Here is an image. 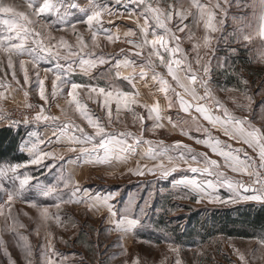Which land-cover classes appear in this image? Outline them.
<instances>
[{"label":"snow or ice","instance_id":"6c2138e0","mask_svg":"<svg viewBox=\"0 0 264 264\" xmlns=\"http://www.w3.org/2000/svg\"><path fill=\"white\" fill-rule=\"evenodd\" d=\"M117 5H120L123 11L117 9ZM159 5L160 0H89L85 6L71 2V0H27L28 11L25 12L17 11L16 5L0 0V13L8 14L7 18L2 20V23L7 26V34L0 35V53L6 55L7 67L13 69L14 57L27 56L33 66H39L41 63L51 65L44 71L51 72L55 76L49 93L45 87V80L41 79L37 71L35 84L44 104L39 105V111L34 117L25 116L22 120L12 119L0 105V118L9 120V126H17L21 123H39L43 120L52 128V135L46 140L41 138L37 130H33L29 134L28 140L22 144L21 150L27 151L30 159L19 164L0 166V192L6 193L5 205L9 209L0 231H11L18 237V247H23L25 251L26 264H33L32 245L28 236L18 231L25 225L11 212L14 199H21L36 208L43 222L54 220L57 225L63 223L60 213L61 205L69 204L84 205L94 212L107 209L109 220L114 223L117 229H130L138 223L137 220L131 218L112 220V217L116 215L115 206L112 203L116 193H93L80 185L79 181L70 176L65 177L62 171L57 183L45 186L43 189V195L54 199L55 205L40 206L33 201L23 199L24 189L37 177H33L28 172H25L21 177L18 169L34 165L37 166V169L44 168L50 172L56 167L58 161L63 160V157L54 150H43L40 147L41 144L64 141L68 143L69 151L78 153L74 162L84 161L107 166H111L115 162L127 163L129 157L137 155V150L142 149L140 160H137L136 166L130 168L129 171L135 175L158 174V179H167L173 173L180 171L181 163L191 165L192 162H196L201 166H190L187 170L193 174H200L201 178L197 179L195 175H181L175 179L172 184L173 189H187V192H183L177 198L188 199L194 195L198 203L207 200L211 203L221 204H235L241 201L264 204V131L253 125L246 114L255 102L253 94L248 90V81L241 77L243 88L224 89L239 94L234 95L232 99L242 113L241 115L230 111L214 95L213 87L210 84L212 60L215 56V45L218 42V35L214 34L222 31V25L228 15L227 8L231 7L230 0H206L204 3H201L200 0H191L189 8H184L179 3H168L167 8H162ZM192 8H195L196 11H192ZM73 9L76 11L73 12ZM137 9L140 11L137 12ZM125 12L129 19L135 18L138 31L128 28L121 34L119 27L115 31L105 28L102 20L105 14L114 17L123 16ZM174 16L177 19L175 30L169 26ZM188 16H192L193 23L197 27L202 24V35H197L192 27L184 24V20ZM32 17L36 19H32ZM139 17H143V23H140ZM41 20L43 21L40 26L42 30H38L34 25ZM81 23L87 25L90 32V44L76 29V24ZM108 23L113 24L114 21L110 19ZM57 25L60 28L71 27L76 43H70L63 36L57 39L51 31L47 30L55 28ZM186 30L184 37L178 35V33H185ZM150 32L151 38H149ZM99 34H103L106 40L112 43L121 39L122 35L125 42L136 49L133 55L142 57V63L137 66L136 61L131 59L123 48L120 49L119 54L103 52L96 54L94 49L100 47ZM257 34L261 40H264V15L260 17ZM242 38L251 39L248 35H244ZM183 39L193 42L192 52L195 53L193 60L189 59L188 53L182 47ZM131 51L129 49V52ZM145 52L146 54H144ZM114 55L118 58H115L114 66L109 68V73L114 68L115 77L109 76L107 87L91 83H77L71 79L74 65L87 75L97 65L109 63ZM61 61L65 63H61ZM258 62H264V56H261ZM0 66H2V61H0ZM217 66L224 67L225 65L218 62ZM19 67L23 70L24 85H29L31 83L29 72L25 68L23 59L19 60ZM158 67L167 70V75L175 81L176 87L172 86L164 74L157 71ZM149 74H151L153 82H158V90L165 95L167 104L163 107L159 101L148 104L141 103L139 99L140 91L137 87L136 77L139 76L141 80H144ZM121 78L132 90L125 91L117 86L115 81ZM12 79L16 80L17 84L20 83L14 70ZM68 85L70 88L67 90L69 98L67 104L75 105L80 116L87 121L90 127L95 129V134H89L71 120L65 122L60 117L45 115L49 100L54 101L58 95H63L65 86ZM81 88H86L89 93L102 97L101 107L107 112L108 126L113 123L112 105L114 103L116 120L119 121L122 110L127 111L132 115L133 124H139V131H107L100 118L91 114L87 106L78 99V89ZM177 88L182 91H177ZM198 88L203 89V95L199 94ZM0 89L4 90L0 91V100H3L5 91L11 93L12 86L6 81L0 80ZM21 90L25 97L29 95L27 88L22 87ZM173 94L175 100L172 98ZM256 95H264V93H256ZM186 97H190L191 100ZM177 103L183 112L190 113L194 109L213 127L218 126L226 136L248 145L257 152L259 162L248 156L243 148H232L218 137H214L207 128H203L197 123L196 117H192V123L195 124L197 131L205 133L204 139L196 138V142L207 145L213 153L221 156L223 165L217 160L211 159L206 153H197L179 141L174 144H165L163 141L145 139L144 132H154L157 128L164 127V124L161 123L164 119H167L173 128L179 127L183 135H189L190 125L187 120L173 121L171 117L162 115L165 108L171 109ZM57 106L59 107V105ZM135 106L147 110V119L153 122L151 127L145 128V118L135 110ZM25 107L34 108L36 106L26 104ZM213 107L220 110L222 115L214 114ZM61 113L67 116L65 108H61ZM144 145L147 147H142ZM240 153H243L244 158H241ZM48 159H51L52 163H44ZM144 159L157 163L149 166L147 163L141 162ZM222 167L230 168L232 172L246 176L247 179L230 176L221 170ZM11 185H15V187L9 191L8 188ZM220 189L227 190L226 199L221 195ZM52 206L57 209L56 213L49 211ZM0 215H5L3 206H0ZM9 219L12 221L11 224L8 223ZM68 219L71 220V217ZM48 235L51 237V233ZM42 247L45 253V264H64L63 259L58 262L52 258L57 253L51 239ZM170 247L177 256L174 264H182L178 249ZM234 251L239 255L238 249H234ZM7 255L11 256L10 253ZM240 259L243 260V256ZM10 264H15V261L11 260ZM133 264H140V262L137 260Z\"/></svg>","mask_w":264,"mask_h":264},{"label":"rangeland","instance_id":"374dc122","mask_svg":"<svg viewBox=\"0 0 264 264\" xmlns=\"http://www.w3.org/2000/svg\"><path fill=\"white\" fill-rule=\"evenodd\" d=\"M4 2L16 5L17 11H28L27 0H4ZM71 2L85 6L88 4L89 0H71ZM200 2L204 3L206 0H200ZM168 3H179V5H182L184 8H189L191 0H160L159 6L167 8ZM230 3L231 7L227 8L228 15L222 25V31L214 34L218 35V42L215 45V54L218 53V55H215L212 60L213 66L210 84L213 87L214 95L234 114L241 115L242 113L236 107L232 99L234 95L239 94L224 90L225 86L221 85L224 84V76H219L217 71H214L215 62L216 60L221 62L223 59L222 53L227 52L228 55H230V65L233 64L234 69L235 67L241 66L244 68L246 73L244 77L245 80L248 81V89H251V84L257 77L263 76V79H257L255 81L259 83L258 80H261V87L257 88L256 91H263L264 62L258 61L261 56H264V40H261L257 33L260 17L264 15V0H230ZM116 7L120 11H123L120 5ZM191 10L196 11L195 8ZM72 11L75 12L76 10L73 9ZM139 11L140 10L137 9V12ZM7 16L8 14L0 13V35L7 34V26L2 23V20L7 18ZM32 19L36 18L32 17ZM110 19L114 21L113 24L108 23ZM102 20L105 28H111L115 31L116 28L119 27L121 34L128 28L137 30L135 18L129 19L126 12L123 16L114 17H109L105 14ZM139 20L140 23H143V17H139ZM176 22L177 19L174 16L173 21L169 25L173 30H175ZM184 23L192 27V30L197 35L203 34L202 24L197 27L193 23L192 16H188V18L184 20ZM41 24H43L42 20L34 25V27L38 30H42L40 28ZM76 29L83 34L85 41L90 44V32L87 29V25L82 23L76 24ZM47 30L51 31L52 35L57 39L63 36L70 43H76V38L71 27L60 28V26L57 25L55 28H48ZM186 32L187 30L185 33H182V37L184 34L186 35ZM178 35H181V33H178ZM244 35L250 36L251 39H243L242 37ZM225 37L234 43L238 42L233 48L234 51H230V47L221 46L222 39ZM149 38H151V32L149 33ZM98 42L100 47L94 49L96 54L101 52L105 54H119L120 49L123 48L130 58L136 61L137 66L142 63V57L133 55L136 49H134L132 45L126 43L122 35L121 39L112 43L107 41L103 34H99ZM129 49L132 51L129 52ZM144 54H146V52ZM201 55H203V52H201ZM115 58H118V56L114 55L113 58L109 60V63H106L107 70L110 67L109 64H113ZM191 58H193V56ZM13 59V69H9L7 67L6 55L0 53V61H2V66H0V80H4L12 86L11 93L5 91V99L0 100V105H2L4 112L7 113L10 109L22 107L32 102L36 106L33 112L34 117L39 111V105L44 104V101L39 97L38 87L35 84V75L37 71L41 79L45 80V87L49 93L51 92V84L55 76L51 72L46 73L44 71L45 68L51 66L49 64L41 63L39 66H33L30 58L27 56L14 57ZM21 59L25 61V68L29 72L31 82L29 85H24L23 70L19 67V60ZM61 63L65 62L61 61ZM100 66L101 65H97L91 72ZM73 67L76 68L78 66L74 65ZM13 70L16 73L17 80L20 82L19 84L16 83V80L12 79ZM157 71L162 73L163 67H158ZM102 74H95L93 72L91 74V79H109V76L112 77L113 73L106 71L104 76H102ZM231 75H236L235 77L239 79L238 83H241V74L238 76L237 73L233 71ZM147 79L152 80L151 74H149ZM229 82L231 83L232 81ZM22 87L28 89L29 95L27 97L24 96V92L21 90ZM69 88L70 86H65L63 95H58L54 101L51 99L49 100L48 105H46L47 111L45 115L60 117L61 120L65 122L73 119L71 121L81 127V122L84 118L76 111L74 104H67V100L69 99L67 97V90ZM0 91L4 90L0 89ZM197 91L199 94L203 95L202 88H198ZM78 93V99H80L81 103L87 106L91 114L100 118L101 123L105 124L107 131L111 132L113 131L112 129H114V131H117V129L122 131L132 129L134 131L139 127L138 123L133 124L132 115L124 110L121 111L119 121H117L114 103L112 105L113 123L111 126H108L107 112L101 107L102 97L96 96L94 93H89L86 88L78 89ZM251 93H253L252 90ZM90 96L93 98L90 99ZM253 96L255 102L246 114L253 125L264 131V102L258 105L256 101L257 98L255 95ZM57 105H59V107ZM61 108L67 110V116L62 115ZM135 110L142 116H146V120L148 121L146 109L135 106ZM0 121L6 123L5 126H9L5 119L0 118ZM84 121L90 133L95 134V129L90 127L86 120ZM152 123L153 122L149 120L148 127H151ZM46 124L47 123L43 120L39 123L25 124L27 125L25 130L32 127L39 131L41 128L46 127ZM193 126L194 124L192 128ZM213 136L218 137L232 148H243L248 153V156L255 158L256 161L259 162L257 152L248 145L231 139L225 134H214ZM144 138L166 143V140H162L161 128H157L154 132H149V134L144 133ZM206 154L211 159L217 160L223 165L224 162L221 156L212 151ZM240 155L241 158H244L243 153H240ZM19 163L0 162V166L6 167ZM128 163L129 162L126 163L127 166ZM154 163L157 162L154 161ZM192 166L200 167L201 165L196 163ZM129 168L130 167H124V170L122 169L123 172L119 175H117L115 170V172L107 174L108 176L111 175V177H106V179L102 178L100 174H90V170H92L90 168L87 173L83 175L85 178L79 182L80 185L93 193L118 194L116 196V202L112 201L117 211L121 214L128 213L137 217V220L140 221L138 225L139 229L135 232V239L128 241L127 246L124 242L125 238L123 237L125 233L121 234L117 231H110L108 229L109 227L103 225L105 218L104 212H102L100 217L90 216L84 205H61L60 213L63 223L57 225L54 220L43 222L36 208L31 207L21 199H14L11 212L25 225L24 228L18 229V231L28 236V240L32 245L33 264H45V253L42 246L46 245L49 239L52 240L53 248L57 253V255L52 258L58 262L63 259L64 264H133V262L137 260L140 264H174L177 256L171 250L170 246L178 249L179 259L182 264H264V232L259 233L256 237L249 238L230 237L223 234L206 235L204 238L180 237V240H176L175 237L178 235L177 233L181 232L187 225L186 220L182 219L183 215H188L193 212L202 219L204 215L209 214L213 209L227 208L246 203H260L254 201H241L235 204H221L211 203L207 200L198 203L194 195L188 199H179L177 197L183 192H187V189H173V182L170 183V181H163L162 179H155L150 183L141 181V183H137L135 180L146 174L135 175L129 171ZM188 168L189 167L184 168V166L180 167V171L173 173L167 179L172 178V181H174L181 175H195L197 179L201 178L200 174H193L187 170ZM60 170L61 169L58 168V173L52 176L50 180L48 178L49 174L44 176V168L37 169L29 165L27 168L18 169L21 177L25 172L30 173L33 177H35V175L41 177L39 178L40 180L31 181V184L24 189L23 199L33 201L40 206L55 205L56 202L54 199L43 195V189L45 186L57 183L61 172ZM221 170L237 179H247L246 176H241L239 173L232 172L230 168L222 167ZM150 175L158 177V174ZM13 187H15V185L9 186L8 190L10 191ZM220 193L225 199L227 198L228 193L226 189H220ZM6 200V193L0 192V206H3L5 214L0 215V228L3 227L5 216L9 211L5 205ZM49 211L51 213H56L57 209L52 206L49 208ZM25 213H27V215H25ZM68 217H71V220H69ZM8 223H12L11 219L8 220ZM49 233H51V237H49ZM18 243V237L14 233L11 231H0V264H10L11 260H14L15 264H26L25 251L23 247H18ZM234 249L239 250V255ZM7 253H10L11 256L9 257ZM241 256H243V260L240 259Z\"/></svg>","mask_w":264,"mask_h":264},{"label":"crops","instance_id":"0c3cea01","mask_svg":"<svg viewBox=\"0 0 264 264\" xmlns=\"http://www.w3.org/2000/svg\"><path fill=\"white\" fill-rule=\"evenodd\" d=\"M180 36L182 37V33H181ZM184 36H185V34L183 35V37ZM237 43L238 42L234 43L230 39L225 37V38L222 39V43H221L222 45L221 46L230 47V51H233V48L235 47V44H237ZM182 47L188 53L189 59L193 60V58H191L192 56L193 57L195 56V53L192 52L193 42L189 41V40H186V39H183L182 40ZM222 54H223V59H222L221 62L216 60V62H215V70H214V71H217V74H219V76H224V79H223L224 84H221V85L225 86L224 89H231L233 87L234 88H243V85L241 83H238L239 79L235 77L236 75H234V76L231 75V72L235 71L238 76H240V74H241V77L245 79L244 76L246 75V73L244 71V68L241 66V67H235V69H234L233 64L230 65V63H231V60L229 59L230 55H228L227 52H223ZM215 55H218V53H216ZM218 62L219 63H223L225 66L224 67H218L217 66ZM193 63H194V61H193ZM114 64H115V61L113 62V64H109V66L113 67ZM194 66H195V64H194ZM106 71H109V69L107 70V66H106V64H104V65H101L96 70H94L93 72L95 74H102L103 73L102 76H104V73ZM93 72H91L90 74L86 75L78 67H76V68L74 67V71L72 73L71 79L73 81L77 82V83H82V84L91 83V84H98L101 87H107V85L109 83V79H101V80H92V79H90L91 74ZM112 73H113L112 77L114 78L115 77V69L114 68L112 70ZM162 74H164L165 78L168 79V81L172 84L173 87H176L175 81H173L172 78L167 75V70L165 68H163ZM147 78H148V76L145 77L144 80H141L139 78V76L136 77L137 87H138V89L140 91L139 99H140L141 103L152 104V103H154L156 101H159V103L161 104L162 107L165 106L167 104V100L165 99L164 93H162V92H160L158 90L159 89L158 82H153L152 80L147 79ZM257 79H263V76L259 77V78L257 77ZM229 81H232V82L230 83ZM258 81H259V83H256V82L254 83L253 82L251 84L252 85L251 89H248V90H250V92H251V90L253 91L252 94L255 95V97L257 98L256 101L258 102V105H261V103L264 102V95H256V93H264V89H263V91H256L257 88L261 87V83H260L261 80H258ZM115 83L117 84L118 87H120L121 89H123L125 91L132 90L130 88V86L127 84V82L124 81L122 78L116 80ZM68 86H70V85H68ZM263 88H264V84H263ZM82 89H84V88H82ZM176 90L177 91H182V89H179V88H177ZM172 98H173V100H175L174 94H173ZM186 99L191 100L190 97H186ZM201 103H204V102L201 101ZM212 110H213L214 114L222 115L221 112L218 109H216L215 107H213ZM162 115L171 117L173 121H176L177 119L187 120L189 122V125H190L189 135L186 136V135L182 134L181 129L179 127L173 128L172 125L168 123L167 119L162 120L161 123L164 124V127L161 128V135H162V140H166L165 144H174L175 142L179 141V142H181L184 145H188L191 149H193L197 153H200V152L211 153V149L207 145L200 144V143L196 142V138L204 139L205 133L197 131L195 124H194V126L192 128V125H193L192 117H196L197 118V123H199L203 128H207L211 132V134H213V135L214 134L215 135L224 134L221 129L219 131V127L218 126L217 127H213L199 113L195 112L194 109L190 113L183 112L180 109L178 103L171 109L165 108V110L162 113ZM144 118H145V120H144L145 128H148V121L149 120L148 121L146 120V116H144ZM70 120H73V119H70ZM5 124L6 123H3V122L0 121V126H5ZM26 126L27 125H25V124L20 125V127H23L24 129H26ZM81 127L86 132L91 134L90 130L87 128V126L85 124L84 119L81 122ZM33 130H36V129L30 127L28 130H25L24 137L22 138V140L20 142V150H21L22 144L26 140H28L29 134ZM112 130L114 131V129H112ZM117 131H122V130L117 129ZM128 131L138 132L139 131V127H137L136 130H134V131L132 129H130ZM38 133H39V135L41 136L42 139L46 140L49 136L52 135V128H51L50 124L47 123L46 127L41 128L38 131ZM144 133L149 134V131H145ZM53 140H55L54 137H53ZM40 147L43 150H45V151L54 150L57 154H59L60 156L63 157V160L58 161L57 164H56V167L53 168L50 172L46 171V169H45L44 176L49 174L48 178L51 180L52 176H54L56 173H58V168H60L61 169L60 171H62L66 177L70 176V177H72L73 179H75V180H77L79 182L83 178H85L83 175L86 174L87 171L90 168L92 169V170H90V174H100L101 177L105 178V179H106V177L107 178L111 177V175L108 176L107 174H111L112 172H115V170H116L117 175H119L120 173L123 172V170H124L123 168L124 167H126V168L127 167L134 168L136 166L137 160H140V152L142 151V149H138L137 150V155L129 157V159L127 161V162H129L128 166H127L126 163H120V162H115L111 166H107V165H98V164H94V163H87V162H84V161L74 162V159L76 158L78 153L69 151L68 150L69 145H68L67 142H64V141L54 142L53 144H41ZM142 147L146 148L147 146L144 145ZM21 151L24 152L25 155H27V160L30 159L29 153L27 151H24V150H21ZM70 161H72V162H70ZM141 162L142 163H147L149 166H152V164H154V161H150V160H147V159H144ZM44 163L50 164V163H52V160L48 159ZM194 164H196V162H192L191 165L181 163L180 167H182V166H184V168L185 167H190V166L193 167L192 165H194ZM32 166H34V165H32ZM34 168H37V166H34ZM40 169H42V168H40ZM105 175H107V176H105ZM35 177H37L36 180H40L39 178H41L40 176H36V175H35ZM155 179L159 180L158 177H153L152 175L146 173L145 176H143L141 178L138 177L135 180V182H137V183L138 182L139 183H141V182L150 183V182H153ZM162 180L163 181L164 180L165 181L168 180V181H170V183L173 182L172 178L162 179ZM117 195L118 194H116V196ZM116 196H115V199L113 200L114 202H116L115 201L116 198H117ZM86 210H87V213H89L90 216H98V217H100L102 212H104L103 214L105 215V218H104L103 225L106 226V227H109L108 229L110 231H117V232H119L121 234L125 233L123 237L125 238L124 242L126 243V246L128 245V241H130L132 239H135L134 235H135L136 230L139 229L138 225L140 223V221L137 220L136 216H133L132 214L130 215L128 213L121 214V213H119L117 211V208H115L116 215H115V217H112V220L117 221V220H120L121 218H124V219L131 218V219H135V220L138 221V223L136 225H134L130 229H117L115 227L114 223H112L109 220V213H108L107 209H103V210H101L99 212H94L92 210H89L86 207Z\"/></svg>","mask_w":264,"mask_h":264},{"label":"trees","instance_id":"16d2710c","mask_svg":"<svg viewBox=\"0 0 264 264\" xmlns=\"http://www.w3.org/2000/svg\"><path fill=\"white\" fill-rule=\"evenodd\" d=\"M25 129L0 126V162L19 163L27 160L20 150ZM186 227L175 237L204 238L206 235L223 234L230 237H256L264 232V204L246 203L213 209L202 219L196 213L183 215ZM180 233V234H179Z\"/></svg>","mask_w":264,"mask_h":264},{"label":"built area","instance_id":"2783aa9c","mask_svg":"<svg viewBox=\"0 0 264 264\" xmlns=\"http://www.w3.org/2000/svg\"><path fill=\"white\" fill-rule=\"evenodd\" d=\"M28 105H34V103L29 102ZM34 108H28V107H25V105H24L22 107L10 109L6 114L8 116H10L12 119L22 120V118L25 116H27L29 118L33 117ZM6 121L8 122V125H9V120H6ZM20 125H23V123H21L17 126H10V127L15 129V128L19 127Z\"/></svg>","mask_w":264,"mask_h":264}]
</instances>
